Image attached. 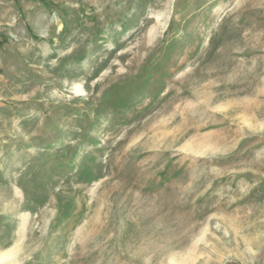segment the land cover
Wrapping results in <instances>:
<instances>
[{"label":"rangeland","instance_id":"obj_1","mask_svg":"<svg viewBox=\"0 0 264 264\" xmlns=\"http://www.w3.org/2000/svg\"><path fill=\"white\" fill-rule=\"evenodd\" d=\"M0 264H264V0H0Z\"/></svg>","mask_w":264,"mask_h":264}]
</instances>
